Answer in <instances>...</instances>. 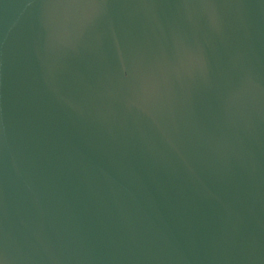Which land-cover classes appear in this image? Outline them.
Wrapping results in <instances>:
<instances>
[{
	"label": "water",
	"instance_id": "95a60500",
	"mask_svg": "<svg viewBox=\"0 0 264 264\" xmlns=\"http://www.w3.org/2000/svg\"><path fill=\"white\" fill-rule=\"evenodd\" d=\"M0 264H264V0H0Z\"/></svg>",
	"mask_w": 264,
	"mask_h": 264
}]
</instances>
